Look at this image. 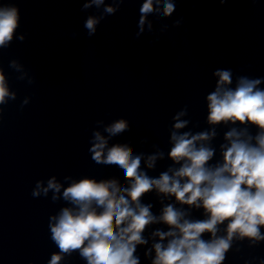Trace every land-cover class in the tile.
I'll return each mask as SVG.
<instances>
[{
    "label": "clouds",
    "instance_id": "1",
    "mask_svg": "<svg viewBox=\"0 0 264 264\" xmlns=\"http://www.w3.org/2000/svg\"><path fill=\"white\" fill-rule=\"evenodd\" d=\"M126 2L132 0H110L108 4L105 0H85L82 10L104 6L100 17L87 18V35L94 36L101 20L115 15ZM227 2L218 0L221 5ZM176 3L143 0L136 37L144 33L146 22L152 30L150 15L169 18L176 11ZM19 27V8L0 4V49L10 46ZM18 39L23 42L24 36ZM8 66L22 70L15 59ZM213 75L218 77L215 89L206 95V123L213 126L211 130L180 131L191 122L180 119L188 114L187 106L172 117L171 148L166 158L179 167L170 166L158 176H151L148 170H154L157 161L165 159L163 150L134 154L130 143L109 146L110 138L130 130L129 121L118 118L105 127L107 137L93 131L88 151L95 164L120 169L124 186L116 178L98 180L88 176H65L66 187L55 176L46 187L41 181L36 183L31 192L34 198L41 194L46 198L51 190L53 203L62 199L68 205L49 217L50 239L58 251L52 253L47 264H61L77 252L86 264H140L137 246L148 243L144 233L157 223L167 225V230L152 232L159 240L152 245L155 257L151 264H224L234 238L248 239L253 244L264 241V87H260L264 77L239 75L234 83L233 71L220 68ZM9 99L15 100L16 94L9 91L8 79L0 67V105ZM27 102L25 99L23 104ZM220 125L231 126L223 134L227 143L219 146L222 163L212 162L216 148L210 143ZM249 126L257 130L255 135ZM152 192L174 197L159 216L153 214L151 204L143 202ZM190 209H203L206 218H189ZM225 224L226 235L218 236L219 226ZM206 233L210 234L207 239Z\"/></svg>",
    "mask_w": 264,
    "mask_h": 264
}]
</instances>
